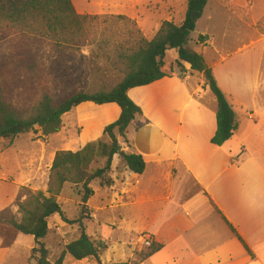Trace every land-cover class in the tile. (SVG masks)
Masks as SVG:
<instances>
[{"label":"crops","instance_id":"crops-1","mask_svg":"<svg viewBox=\"0 0 264 264\" xmlns=\"http://www.w3.org/2000/svg\"><path fill=\"white\" fill-rule=\"evenodd\" d=\"M224 60L226 56L219 62ZM166 66L165 61L169 76L127 91L141 115L129 125L126 141H118L122 151L142 156L144 171L133 173L115 155L112 184L104 189L110 207L124 209L118 218L125 223V236L149 238L151 244L161 245L136 264H264V90L255 82L227 87L213 72L238 123L232 137L217 146L211 143L217 103L203 74L187 65L182 72L173 64ZM239 94L252 97L251 105L235 103L244 111L242 118L232 100ZM119 115L114 103L91 102L65 113L60 131L50 135L59 134L64 140L50 149L46 178L56 151H78L104 138L103 128ZM5 153L0 148V214L24 186V180L5 177ZM45 188L38 191L46 194ZM9 223L0 216V264L12 249L26 247L23 240L34 245L32 236H22ZM115 226L120 228L119 223ZM10 239L5 248V240Z\"/></svg>","mask_w":264,"mask_h":264},{"label":"rangeland","instance_id":"rangeland-1","mask_svg":"<svg viewBox=\"0 0 264 264\" xmlns=\"http://www.w3.org/2000/svg\"><path fill=\"white\" fill-rule=\"evenodd\" d=\"M72 2L78 13L99 16L91 25L90 35L87 34L78 48L59 47L45 37L30 35L8 23H0V91L9 103L24 113L34 107L44 92L59 101L78 90L111 89L125 73L116 59L119 44L124 45L133 38L135 30L151 39L162 21L180 23L186 9V0ZM118 15L126 19H119ZM200 35L209 36V45L197 44ZM189 48L201 49L206 63L227 87L255 82L264 90V0H208L202 17L190 34ZM223 56L226 60L220 63ZM176 59V51L168 50L166 68L171 64L176 66ZM29 65L33 69L28 68ZM232 100L242 118L244 111L235 103L251 105V94H239ZM49 136H42L35 130L12 139L0 138V148L6 152L2 169L5 177L24 180L23 187L32 191L45 186L46 190L49 179L45 172L50 149L54 144L61 146L64 140L57 134L50 136L54 139L49 141ZM98 139L108 141L105 135ZM102 165L103 160H100L93 163L92 168ZM25 182H30L31 186ZM90 186L93 189L88 203L90 212L84 213L82 222L86 234L92 240L105 244L107 249L99 254L98 261L92 257L77 261L64 254L62 264H117L130 259L133 262L139 260V254L147 248L141 244L140 236H125L122 230L125 223L118 218L124 209L110 207L106 192L99 187L97 180ZM21 188L15 200L0 214L5 222L21 219L17 203L26 198V191ZM80 197L79 188L69 183L64 184L57 197L69 222L61 221L58 215L48 219V234L42 242L49 251L52 264L60 257L65 245L79 236L78 224L72 222L82 214ZM52 217H55L54 222ZM116 223L120 228L115 226ZM10 241L5 240V248L10 246ZM22 242L26 247L14 248L10 254H5L4 264H35L31 257L33 242Z\"/></svg>","mask_w":264,"mask_h":264},{"label":"trees","instance_id":"trees-1","mask_svg":"<svg viewBox=\"0 0 264 264\" xmlns=\"http://www.w3.org/2000/svg\"><path fill=\"white\" fill-rule=\"evenodd\" d=\"M207 2L208 0H186L184 17L180 23L164 20L151 39L135 30L133 38L124 45L119 44L116 59L125 73L111 89L94 92L78 90L59 101L44 92L34 107L26 113L9 103L0 91V138L3 139H12L35 130L42 136L55 134L61 129L62 116L84 102L95 105L114 103L120 108L118 119L103 128V135L108 137L107 142L98 139L86 143L78 151L55 152L46 194L21 188L26 191V198L17 203L21 219L19 222L11 220L10 223L21 234L34 238L31 257L35 264H52L48 257L49 251L42 242L48 234V219L58 215L61 221L69 222L57 202V197L66 183L79 188L82 214L72 222L78 224V238L65 245L55 264H62L64 254H69L77 261L91 257L98 261L99 254L107 249L105 244L92 240L86 234L82 222L84 213L90 212L86 205L93 195L90 185L94 180L98 181L101 189L112 184L110 171L115 155L133 173L141 174L144 171L145 161L142 156L122 151L118 141L119 138L126 141L129 125L141 115L140 107L128 97L127 91L169 76L170 72L164 69L168 50H176L175 64L180 72L187 65L190 70L202 73L205 84L215 97L216 131L211 143L220 146L232 137L238 125L235 112L218 86L213 70L206 63L203 54L189 48L190 34L202 17ZM98 17L78 13L72 0H0V23H8L30 35L45 37L59 47L78 48ZM116 17L126 19L122 15ZM208 40V35H200L197 44L204 46ZM28 68L33 69L32 65ZM100 160H103V165L92 168V164ZM160 247L161 245L152 243L146 251L139 254L137 261L148 258ZM137 261L131 264H136Z\"/></svg>","mask_w":264,"mask_h":264},{"label":"built area","instance_id":"built-area-1","mask_svg":"<svg viewBox=\"0 0 264 264\" xmlns=\"http://www.w3.org/2000/svg\"><path fill=\"white\" fill-rule=\"evenodd\" d=\"M140 242L144 247H149L151 245L149 238H140Z\"/></svg>","mask_w":264,"mask_h":264}]
</instances>
